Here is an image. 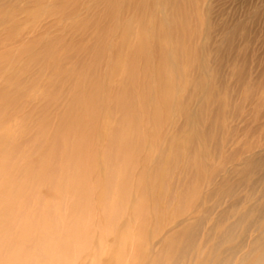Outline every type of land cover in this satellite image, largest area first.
I'll list each match as a JSON object with an SVG mask.
<instances>
[{
  "label": "bare ground",
  "instance_id": "6f19581e",
  "mask_svg": "<svg viewBox=\"0 0 264 264\" xmlns=\"http://www.w3.org/2000/svg\"><path fill=\"white\" fill-rule=\"evenodd\" d=\"M216 3L0 0V264H264L262 9Z\"/></svg>",
  "mask_w": 264,
  "mask_h": 264
},
{
  "label": "rangeland",
  "instance_id": "374dc122",
  "mask_svg": "<svg viewBox=\"0 0 264 264\" xmlns=\"http://www.w3.org/2000/svg\"><path fill=\"white\" fill-rule=\"evenodd\" d=\"M216 2H217L216 3L217 5L214 9L215 10L214 17L218 19L220 18L221 19H228V18L233 19L234 18L236 21H241V20L246 19V16H249L252 14V10L255 5H256L255 7L256 9H262L261 13L257 17H254V19H257V21L249 23L250 33L254 37L253 44L251 45L253 49V54H255L256 57L259 56L258 60L255 59L251 61V65L254 70L253 74L257 73V71L261 69L262 65H264V0H216ZM37 11H38V8L33 7L17 15V18L22 20L19 25L21 29L34 26L35 23H38L37 17H36ZM27 16L33 17V18H31L30 20H26L25 18ZM3 26H5V24L0 25V28H2ZM45 28L48 33H51V32L54 33V32H57L58 26L48 25ZM242 44L243 42L241 40H238L235 43L236 48L241 49L243 52L244 49H242ZM252 58L254 57L252 56ZM260 62H262L261 66H259ZM4 76L6 75L4 74ZM4 76L1 77L0 80H2ZM262 80H264V76ZM243 98L245 99V97ZM246 104L247 106H252V107L254 106L253 104H249V102L248 103L245 102V105Z\"/></svg>",
  "mask_w": 264,
  "mask_h": 264
}]
</instances>
